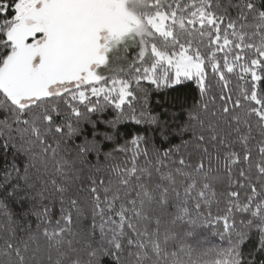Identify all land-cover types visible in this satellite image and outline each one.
<instances>
[{
	"label": "snow or ice",
	"instance_id": "1",
	"mask_svg": "<svg viewBox=\"0 0 264 264\" xmlns=\"http://www.w3.org/2000/svg\"><path fill=\"white\" fill-rule=\"evenodd\" d=\"M0 264H264V0H0Z\"/></svg>",
	"mask_w": 264,
	"mask_h": 264
}]
</instances>
